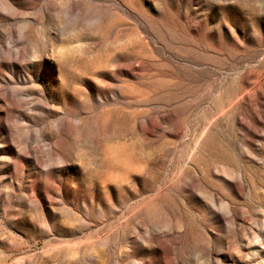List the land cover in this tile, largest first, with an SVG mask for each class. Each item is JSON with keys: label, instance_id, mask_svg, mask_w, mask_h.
<instances>
[{"label": "rangeland", "instance_id": "374dc122", "mask_svg": "<svg viewBox=\"0 0 264 264\" xmlns=\"http://www.w3.org/2000/svg\"><path fill=\"white\" fill-rule=\"evenodd\" d=\"M0 264H264V0H0Z\"/></svg>", "mask_w": 264, "mask_h": 264}]
</instances>
